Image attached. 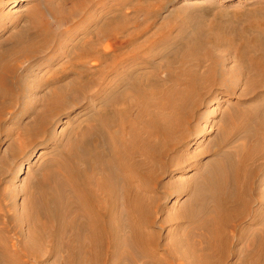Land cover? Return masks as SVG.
Instances as JSON below:
<instances>
[{"label": "rangeland", "instance_id": "1", "mask_svg": "<svg viewBox=\"0 0 264 264\" xmlns=\"http://www.w3.org/2000/svg\"><path fill=\"white\" fill-rule=\"evenodd\" d=\"M11 1L0 0V69L7 68L6 84L15 88L13 99L8 95L0 99V228H9L11 240L17 230L26 236L30 195L48 169H57L46 168L51 160H62L74 141L98 155L100 146L93 142L99 137L100 102L106 93L112 98L122 90L113 85L117 68L130 70L138 84L150 79L148 89L157 84L142 120L160 115L154 123L157 133L163 131L162 122L176 125L169 136L175 149L167 156L168 169L154 192L158 209L152 230L162 224L159 242H181L173 235L184 220L176 210L191 195H210L208 183L215 177L227 181V170L242 155L249 156L245 165L257 166L261 181L255 190L258 199L240 227H264V0H94L62 27L53 24L50 10L66 9L76 0L64 5L61 0H22L16 7ZM109 16L116 30L114 43L119 45L116 53H130L129 60L101 62L104 88L90 84L85 92L72 89L75 72L67 56L90 38H85V31H95ZM20 32H46L45 44L39 35L30 45L14 46ZM104 43L100 38L96 47L106 58L113 52L106 53ZM89 63L85 66L91 67ZM54 77L58 78L52 81ZM171 88L182 93L174 95L181 97L176 118L156 102L163 90ZM34 112L48 119L46 126L35 124ZM201 170L205 175L195 180ZM255 215L263 218L252 225ZM258 237L257 233L251 237L253 245ZM241 240H232L222 264H253L246 255V240ZM66 253L63 264H69ZM46 264H54L51 257Z\"/></svg>", "mask_w": 264, "mask_h": 264}, {"label": "bare ground", "instance_id": "2", "mask_svg": "<svg viewBox=\"0 0 264 264\" xmlns=\"http://www.w3.org/2000/svg\"><path fill=\"white\" fill-rule=\"evenodd\" d=\"M21 1L12 0L11 7L20 5ZM93 1L76 0L66 9H51L53 24L62 27L79 15L78 10L89 9ZM68 2L61 0L60 3ZM111 16L95 31H85V38H90L76 45L67 56L75 72L70 83L72 89L85 92L90 84L104 88L101 62L112 59L115 64H122V60H129L130 53H116L119 45L114 43L117 42L116 30L111 26ZM48 23L42 24V31ZM46 32L32 35L20 32L14 46L30 45L39 35L43 36L40 43L45 44ZM100 38H105V52L110 49L113 52L109 57L105 58L96 47ZM88 62L92 68L85 66ZM15 66L18 65L9 68L11 72L16 70ZM6 69L5 66L0 69V99L7 95L8 99H13L15 88L6 84ZM116 70L113 85L122 90L113 89L116 94L109 98L106 93L100 102L99 137L93 142L100 146L98 155L94 157L89 147L74 141L62 160H51L47 164L46 168L56 165L57 169H48L36 184L37 191L30 195L26 236L22 237L17 230L15 240H11L6 234L9 228H0V264H46L47 257H51L54 264H63L64 251L69 256V264H222L231 251L232 240L239 237L243 242L246 240L245 251L250 261L264 264V227H240L243 218L252 211L253 201L258 199L255 190L261 181L256 177L257 166L251 169L244 164L249 159L247 155H242L227 170V181H223L222 176L215 177L214 171V181L208 183L210 195H191L176 210L178 217L182 215L184 219L181 230L173 233L181 237L180 247L159 242L162 224L158 226L160 230H152L158 209L153 202L154 192L168 169L167 156L175 149L176 143L170 142L169 136L176 125L173 127L165 121L163 131L155 132L154 123L160 115H150L145 121L141 117L149 113L150 97L157 90V84L148 89L150 79L138 84L134 77L130 78V70ZM67 73L64 70L62 75ZM52 90L58 93L57 88ZM175 90H163L156 101L158 106L169 108L172 118L181 105L180 95H174L182 93ZM34 120L38 127L48 122L38 112H34ZM228 155L227 160L231 153ZM139 172H143L140 173L143 177L138 176ZM204 175L201 170L195 180ZM198 189L202 190L201 185ZM257 217H253L252 225L261 223L263 217ZM255 233L259 239L253 245L255 241L251 237ZM187 234L189 237H182Z\"/></svg>", "mask_w": 264, "mask_h": 264}]
</instances>
